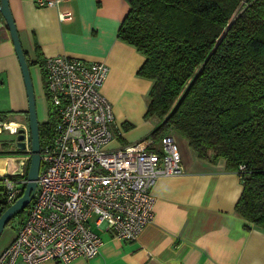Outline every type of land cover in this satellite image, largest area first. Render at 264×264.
I'll return each instance as SVG.
<instances>
[{
    "label": "crops",
    "instance_id": "1",
    "mask_svg": "<svg viewBox=\"0 0 264 264\" xmlns=\"http://www.w3.org/2000/svg\"><path fill=\"white\" fill-rule=\"evenodd\" d=\"M48 1L53 0H8L29 62L34 93L38 99L42 95L43 112L38 120L47 118V104L42 67L34 61L55 54L79 56L109 66L100 89L111 102L120 129L111 145L118 147L150 136L159 119L144 117L152 83L136 73L144 56L116 35L128 2ZM66 10L71 17L61 19L59 13ZM0 97L8 100L11 110L26 111L22 73L1 11ZM1 112L7 117V111ZM171 134L178 144L182 172L155 180L151 187L153 217L135 239H120L102 230L103 242L97 255L37 264H264V229H246L247 220L234 211L242 189L240 175L226 170L223 160L212 163L196 157L185 138L177 132ZM150 146L159 150L161 139L153 140ZM15 229L16 225L8 235L3 234L0 250L12 239Z\"/></svg>",
    "mask_w": 264,
    "mask_h": 264
},
{
    "label": "trees",
    "instance_id": "2",
    "mask_svg": "<svg viewBox=\"0 0 264 264\" xmlns=\"http://www.w3.org/2000/svg\"><path fill=\"white\" fill-rule=\"evenodd\" d=\"M126 1L116 35L144 56L136 71L152 81L144 117L159 119L150 136L177 132L196 157L223 160L242 183L235 213L246 229H264V0ZM42 82L45 90L43 71ZM47 114L40 142L53 134L49 106ZM8 205L0 177V213Z\"/></svg>",
    "mask_w": 264,
    "mask_h": 264
},
{
    "label": "built area",
    "instance_id": "3",
    "mask_svg": "<svg viewBox=\"0 0 264 264\" xmlns=\"http://www.w3.org/2000/svg\"><path fill=\"white\" fill-rule=\"evenodd\" d=\"M59 17L70 18L71 13L62 11ZM42 71L56 122L51 137L40 142L33 196L24 216L14 220L15 233L0 250V264L91 258L103 242L92 225L120 239H135L153 217L151 187L155 180L183 169L172 134L161 138L159 150L151 148L150 136L118 147L111 145L120 129L112 104L100 89L109 72L105 62L48 55ZM7 120L0 119V131L15 134L21 128L24 135L19 154L2 157L16 161L10 168L4 159L6 168L0 171L10 204L26 182L30 143L28 126L19 127ZM238 168L243 169L244 164Z\"/></svg>",
    "mask_w": 264,
    "mask_h": 264
},
{
    "label": "water",
    "instance_id": "4",
    "mask_svg": "<svg viewBox=\"0 0 264 264\" xmlns=\"http://www.w3.org/2000/svg\"><path fill=\"white\" fill-rule=\"evenodd\" d=\"M0 11L5 19L6 26L9 31L11 41L13 43L15 53L18 58V62L23 77L26 98H27L26 114H27V124H28L29 143H30V156H29L28 167L26 172V182L24 184L22 193L13 202H11L6 209H4L0 213V234H1L3 228L8 223L10 218L15 214V212L23 209L29 203V201L33 196V191L36 186V178L40 167V138H39V128H38L39 120L36 112L35 93L30 76L29 65L19 40L15 22L8 5V0H0ZM23 137L24 135L22 133V129L19 128L15 141V145L19 150L24 148Z\"/></svg>",
    "mask_w": 264,
    "mask_h": 264
},
{
    "label": "rangeland",
    "instance_id": "5",
    "mask_svg": "<svg viewBox=\"0 0 264 264\" xmlns=\"http://www.w3.org/2000/svg\"><path fill=\"white\" fill-rule=\"evenodd\" d=\"M36 98V112H37V117L39 118L42 115L43 109H42V104H41V100L42 99V95L40 93V99H38V95H35ZM46 104H47V111H48V106L51 108V110H53L51 104L49 103V101L46 99ZM0 109L1 111H7V117H8V122L17 124L19 127L21 126H25L27 127V114L26 111H15V110H11L9 102L6 98L0 97ZM42 109V110H41ZM48 115V114H47ZM0 119L3 120L4 119V112L0 113ZM45 120V119H44ZM16 135L15 134H11L8 132L7 129H3L0 131V155H2V157H4V153H13V154H19V149L16 147L15 145V141H16ZM9 158V157H6ZM4 158V159H6ZM1 159L0 160V170H4V168H6L5 164H2L5 160ZM8 162V165H10V161L6 160ZM18 175H16L15 177H17ZM18 220L19 216H15L14 220ZM14 220L11 224H7L5 225V227L2 230V235L0 236V239H3V234L7 233L6 235L9 234V232L13 231V228L15 226ZM14 225V226H13ZM92 228L95 230V232L100 233V227H97L96 225H92ZM5 235V237H7ZM3 236V237H2Z\"/></svg>",
    "mask_w": 264,
    "mask_h": 264
},
{
    "label": "bare ground",
    "instance_id": "6",
    "mask_svg": "<svg viewBox=\"0 0 264 264\" xmlns=\"http://www.w3.org/2000/svg\"><path fill=\"white\" fill-rule=\"evenodd\" d=\"M6 160H9L10 161V165H9L10 168L13 167L16 164V161H15L14 158H6Z\"/></svg>",
    "mask_w": 264,
    "mask_h": 264
},
{
    "label": "flooded vegetation",
    "instance_id": "7",
    "mask_svg": "<svg viewBox=\"0 0 264 264\" xmlns=\"http://www.w3.org/2000/svg\"><path fill=\"white\" fill-rule=\"evenodd\" d=\"M35 103H36V99H35ZM26 110H27V108H26ZM27 112V111H26Z\"/></svg>",
    "mask_w": 264,
    "mask_h": 264
}]
</instances>
